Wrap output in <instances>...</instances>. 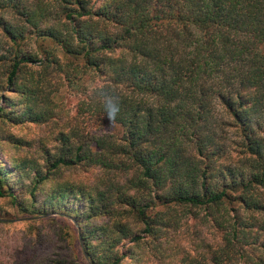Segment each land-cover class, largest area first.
<instances>
[{
  "label": "trees",
  "instance_id": "16d2710c",
  "mask_svg": "<svg viewBox=\"0 0 264 264\" xmlns=\"http://www.w3.org/2000/svg\"><path fill=\"white\" fill-rule=\"evenodd\" d=\"M0 198L80 264H264V0H0Z\"/></svg>",
  "mask_w": 264,
  "mask_h": 264
},
{
  "label": "rangeland",
  "instance_id": "374dc122",
  "mask_svg": "<svg viewBox=\"0 0 264 264\" xmlns=\"http://www.w3.org/2000/svg\"><path fill=\"white\" fill-rule=\"evenodd\" d=\"M83 96L66 86L63 87L60 100L66 111L75 114L77 104ZM86 126L90 131L94 130V127L87 124ZM118 128L116 125L109 124L95 130L104 133ZM0 206L6 210V213L2 212V214H7L2 220L0 219V256L12 260L13 257L11 256H17V253H19L30 258V260L35 258L40 260L42 253H47L49 250L52 251V255H69L70 264H76L75 258L77 263L80 264L82 243L74 229L77 225L73 218L55 212L40 214L36 217L18 214L1 198ZM49 240L51 242L48 245Z\"/></svg>",
  "mask_w": 264,
  "mask_h": 264
},
{
  "label": "clouds",
  "instance_id": "9594fccd",
  "mask_svg": "<svg viewBox=\"0 0 264 264\" xmlns=\"http://www.w3.org/2000/svg\"><path fill=\"white\" fill-rule=\"evenodd\" d=\"M106 111L109 116H115L119 112L117 99L111 95L106 97Z\"/></svg>",
  "mask_w": 264,
  "mask_h": 264
}]
</instances>
